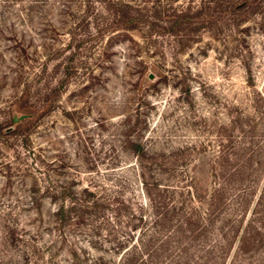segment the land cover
Listing matches in <instances>:
<instances>
[{"label": "rangeland", "instance_id": "1", "mask_svg": "<svg viewBox=\"0 0 264 264\" xmlns=\"http://www.w3.org/2000/svg\"><path fill=\"white\" fill-rule=\"evenodd\" d=\"M92 7L87 11L81 0H0V122L9 111L13 126L32 125L24 149L0 135V264H24L16 234L34 214L26 203L42 163L92 168L98 171L96 178L104 176L103 169L116 167L107 174L136 190L135 173L127 167L134 161L127 142L137 138L138 128L137 139L148 152L189 149L201 163L202 187L208 185L206 163L217 138L232 137L243 151L257 153L249 180L258 189L264 183V16L255 25L244 24L243 39L236 43L223 48L201 34L174 54L169 38L156 33L159 22L149 21L152 27L144 23L118 36L108 51L111 66L100 70L95 59L105 39L94 35L107 12L101 4ZM146 39L154 40V48L145 47ZM160 52L166 80L140 77L135 57L155 60ZM186 69L193 76L189 98L179 78ZM25 94L28 101L20 106ZM54 170L57 180L70 174ZM159 176L167 184L166 174ZM80 178L84 183L86 177ZM46 240L39 233L38 241ZM90 254L97 255L93 250ZM57 256L60 261L64 257ZM235 264H264V253L247 254Z\"/></svg>", "mask_w": 264, "mask_h": 264}, {"label": "trees", "instance_id": "2", "mask_svg": "<svg viewBox=\"0 0 264 264\" xmlns=\"http://www.w3.org/2000/svg\"><path fill=\"white\" fill-rule=\"evenodd\" d=\"M81 1L87 11L101 4L107 12L94 35L105 39L95 59L100 70L111 66L108 51L118 36L144 23L149 28V21L159 22L156 33L169 38L174 54L197 42L201 34L223 48L236 43L243 39L244 24L255 25L264 16V0ZM145 41L146 48H154V40ZM165 64L163 52L155 60L140 56L133 60L140 77L148 81L154 76L165 81ZM180 76L182 93L189 98L188 79L193 76L187 69ZM26 96L20 97V106L28 101ZM11 119L8 111L0 122V135L24 149L32 125L13 126ZM134 133L138 138L141 129ZM137 138L127 142L134 160L127 167L135 173L136 190L107 174L116 167L103 169L104 176L96 178L98 171L92 168L79 171L78 166L72 169L68 162L56 160L41 164L40 178L33 180L26 203L34 214L16 234L24 264H235L247 254L264 253V183L258 189L249 180L256 152L243 151L232 137L220 135L206 163L208 185L202 187L201 163L189 149L176 148L167 155L148 152ZM54 168L70 174L57 180ZM160 174H166L167 184H162ZM26 226L32 227L28 235ZM41 232L48 240L38 241ZM58 254L64 256L61 261Z\"/></svg>", "mask_w": 264, "mask_h": 264}]
</instances>
